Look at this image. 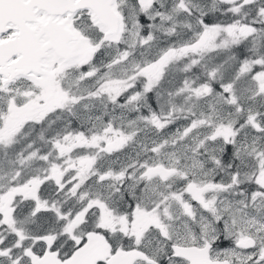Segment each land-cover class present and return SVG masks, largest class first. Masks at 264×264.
Here are the masks:
<instances>
[{
    "label": "snow or ice",
    "instance_id": "6c2138e0",
    "mask_svg": "<svg viewBox=\"0 0 264 264\" xmlns=\"http://www.w3.org/2000/svg\"><path fill=\"white\" fill-rule=\"evenodd\" d=\"M0 264H264V0H0Z\"/></svg>",
    "mask_w": 264,
    "mask_h": 264
}]
</instances>
